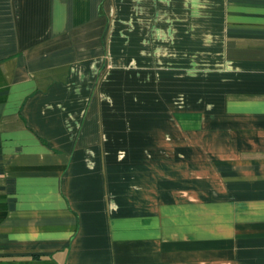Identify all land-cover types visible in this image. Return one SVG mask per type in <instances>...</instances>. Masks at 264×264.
I'll use <instances>...</instances> for the list:
<instances>
[{
	"label": "crops",
	"instance_id": "crops-1",
	"mask_svg": "<svg viewBox=\"0 0 264 264\" xmlns=\"http://www.w3.org/2000/svg\"><path fill=\"white\" fill-rule=\"evenodd\" d=\"M0 264H264V0H0Z\"/></svg>",
	"mask_w": 264,
	"mask_h": 264
}]
</instances>
